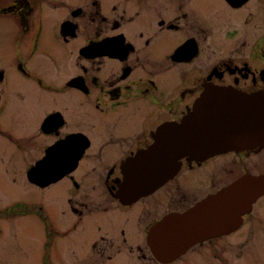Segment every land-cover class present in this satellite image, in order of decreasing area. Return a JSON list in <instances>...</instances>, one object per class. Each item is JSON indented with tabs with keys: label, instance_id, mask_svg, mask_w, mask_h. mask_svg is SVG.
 <instances>
[{
	"label": "flooded vegetation",
	"instance_id": "flooded-vegetation-1",
	"mask_svg": "<svg viewBox=\"0 0 264 264\" xmlns=\"http://www.w3.org/2000/svg\"><path fill=\"white\" fill-rule=\"evenodd\" d=\"M2 20L9 23L0 25V59L9 68L0 69V164L2 154L24 155L25 183L40 191L58 187L69 212L63 220L60 210L59 226L45 229L46 250L96 227L85 249L89 259L75 250L71 263L264 264V242L246 237L252 228L264 240L260 117L257 130H245L215 157L183 159L178 174L150 195L139 177V156L157 129L181 121L205 91L263 101L264 0H0ZM214 159L220 188L188 203L177 178ZM229 159L228 182L220 174ZM39 161L52 169L44 170V180L57 181L30 180L28 174L38 178L31 171ZM222 193L223 211H234L217 220L231 225L227 233L170 263L152 254L147 237L158 221ZM17 204L1 206L0 217L10 220Z\"/></svg>",
	"mask_w": 264,
	"mask_h": 264
},
{
	"label": "water",
	"instance_id": "water-1",
	"mask_svg": "<svg viewBox=\"0 0 264 264\" xmlns=\"http://www.w3.org/2000/svg\"><path fill=\"white\" fill-rule=\"evenodd\" d=\"M262 100L252 98L246 103L220 90L205 91L180 122L161 125L153 136L154 143L139 156L144 195L153 193L174 177L182 159H206L229 147L231 141L242 138L245 130H257L255 118H261L264 130ZM247 105L250 111L243 110ZM44 163L40 161L31 171L38 178L28 174L40 186L58 180H44V170L48 173L52 170ZM222 197L223 193L217 194L184 213L170 214L158 222L147 239L154 256L162 263L172 262L196 243L227 233L231 225L217 224L219 218L227 217L222 209Z\"/></svg>",
	"mask_w": 264,
	"mask_h": 264
},
{
	"label": "rangeland",
	"instance_id": "rangeland-1",
	"mask_svg": "<svg viewBox=\"0 0 264 264\" xmlns=\"http://www.w3.org/2000/svg\"><path fill=\"white\" fill-rule=\"evenodd\" d=\"M8 23L9 22L6 20L0 21V25L7 26ZM3 68L6 70L9 68V60L7 58L0 59V69L4 70ZM20 124L21 127H23L24 121L22 120ZM22 130H24V128L17 129L18 132ZM1 157L4 158L5 161L0 164V190L3 194L0 200V207L11 205L13 201L17 203L36 204L35 206L40 205L50 217L52 224L56 227L59 226L60 210L66 211V215L62 217V219H67L69 212L60 200L61 196L58 193V187L52 190L40 191L30 188L28 183H25V179L22 177L25 176L26 172V166L22 160L24 155L22 156L20 153L12 155L2 154ZM212 161L214 162L211 165L207 168L203 167L202 170L199 171H192L186 168L182 176L177 178V185L188 191V203L194 205L200 200V196L205 198L215 193L216 190L220 188L216 179L218 167L217 160L214 159ZM9 163L15 167V169L13 168L12 170L14 176H12L10 172ZM233 163L234 161L232 159L225 160L223 169L226 173L220 174L228 182L229 179L232 180V176L227 172L234 168ZM237 168H240V164H238ZM203 170L207 175H204L199 183L194 185L193 181L197 179V174ZM14 181L16 182L14 183ZM233 213L234 211L226 216L230 218ZM23 215H12L10 220H5L0 217V264H47L44 223L34 215L27 217ZM68 221L71 222V219L69 218ZM88 225L91 226V223H86L87 227ZM95 229L96 227L92 228L90 231V229L88 230L87 228L84 236L76 234L67 240L58 239L56 241L57 245L51 252V261L53 264H67V262L73 264L71 261L75 250H77L80 260H88L89 258L85 254V249H87L91 239L90 236L94 233ZM251 230L253 229L250 228L248 235H246L247 238L255 240V237L258 236L259 241L264 242L262 236L252 233ZM237 243L242 247L244 241L240 239ZM75 244L78 246L76 247ZM69 247L75 248L70 250ZM67 249L71 252V255L67 254ZM243 250L249 251V247H244ZM65 252L67 259H65ZM246 259L248 260L249 258L247 257ZM122 260L124 261V259H118L117 261L106 263L97 260V262L93 264H121Z\"/></svg>",
	"mask_w": 264,
	"mask_h": 264
},
{
	"label": "trees",
	"instance_id": "trees-1",
	"mask_svg": "<svg viewBox=\"0 0 264 264\" xmlns=\"http://www.w3.org/2000/svg\"><path fill=\"white\" fill-rule=\"evenodd\" d=\"M29 210H32V209H29ZM16 211H19L18 209H16ZM15 213L16 215H19L21 212H15V211H11V212H9V213ZM24 212H26V210H23L22 211V213H24ZM35 213H37V211H35ZM45 227H46V229H48L49 228V225H48V223H47V221H45ZM46 262H47V264H50L49 263V261L46 259Z\"/></svg>",
	"mask_w": 264,
	"mask_h": 264
}]
</instances>
